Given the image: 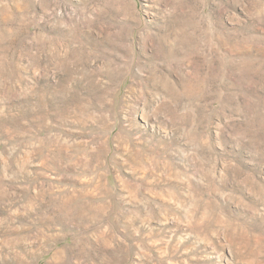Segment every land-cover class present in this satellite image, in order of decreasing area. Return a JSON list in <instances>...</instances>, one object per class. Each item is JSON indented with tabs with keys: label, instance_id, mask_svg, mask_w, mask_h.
<instances>
[{
	"label": "rangeland",
	"instance_id": "374dc122",
	"mask_svg": "<svg viewBox=\"0 0 264 264\" xmlns=\"http://www.w3.org/2000/svg\"><path fill=\"white\" fill-rule=\"evenodd\" d=\"M0 264H264V0H0Z\"/></svg>",
	"mask_w": 264,
	"mask_h": 264
}]
</instances>
